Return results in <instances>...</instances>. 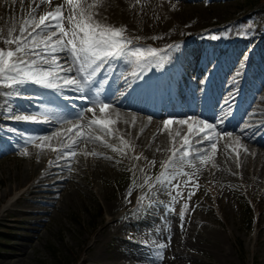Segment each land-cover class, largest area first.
<instances>
[{
	"label": "rangeland",
	"instance_id": "1",
	"mask_svg": "<svg viewBox=\"0 0 264 264\" xmlns=\"http://www.w3.org/2000/svg\"><path fill=\"white\" fill-rule=\"evenodd\" d=\"M237 7L234 3L219 5L216 1L205 5L188 2L185 8L172 12L175 22H171V31L192 26L198 31L214 20L229 21L235 17L240 22L236 27L239 30L263 22L264 16L259 14L252 18H241L243 14H239L223 19V16L227 17L226 13H238ZM165 8L173 11L169 6ZM74 12L80 10L71 9L63 19L71 29L72 22L67 17L73 15L75 19ZM126 27L131 29L128 34L134 38L141 37L144 31L134 24ZM150 27L145 28L152 30L147 41L154 42L155 30ZM168 38L170 34L165 40ZM243 56L245 59V53ZM122 58L124 62L134 58L131 60L133 66L137 65L135 57ZM109 64L106 61L105 68ZM157 66L152 65L155 69ZM108 76L107 71H101L94 78L89 92L95 96L96 111L86 112L88 120L110 119L109 110L104 113L99 110L100 100L105 103L104 96L112 92ZM254 79L259 82L258 78ZM161 91L157 89L156 92ZM138 122L135 127L132 123L130 126L114 123L110 125L111 132L103 126L85 125L87 131L103 138L95 144L87 135L81 137L79 132L84 130L83 127L77 131L75 136L81 134L83 148L74 157L72 173L82 183L81 190L65 200L61 209L55 210L57 213L53 210L50 218L39 215V223L46 225L32 247H27L26 242L22 249L15 248L11 243L15 235L7 236L4 225L0 231V264H54L58 259L65 264H242L239 243L243 244L245 264H264V161L259 164L260 172L255 174L252 170L255 157L246 145L244 150L238 151L242 154L241 161L234 150L221 153L220 159L228 167L227 172L222 170L223 167L207 172L198 168L195 159L189 156L192 149L186 147L181 151L180 143L186 130L171 137L173 126L166 130L154 121ZM159 135L164 147L155 151L156 141L152 142V139ZM52 139L48 137L45 142L49 144ZM173 147L177 149L176 158L171 167L164 168ZM34 152L38 157L44 153L40 147ZM20 153L0 163L4 176L0 196L12 184L19 182L22 185L24 178L29 177L26 167L35 165L27 160L29 146H25L23 156ZM161 173H165L163 178ZM124 176L130 182L121 185L120 178ZM262 179L263 184L260 183ZM16 193L9 192L8 195ZM3 202L0 200V208ZM248 208L254 211V218L257 217L251 229L246 223ZM52 249L59 250L57 259L52 258Z\"/></svg>",
	"mask_w": 264,
	"mask_h": 264
},
{
	"label": "snow or ice",
	"instance_id": "2",
	"mask_svg": "<svg viewBox=\"0 0 264 264\" xmlns=\"http://www.w3.org/2000/svg\"><path fill=\"white\" fill-rule=\"evenodd\" d=\"M71 4L73 0H68ZM75 19L73 15H69L67 19L72 22V29L68 31L65 29L62 23L64 14L62 5H57L54 11L45 12L39 16V22L33 23L35 26L27 35H24L26 31L25 25H22L19 29V34L11 36V38H3V43L8 47H0V85H6L8 88H14L26 83H33L37 86L45 89L57 90L61 89H74L77 93V98L85 101L89 105H93L88 108L89 112H95L96 101L89 95V90L93 86L94 78L101 72L102 66L106 61L110 62L112 57L130 56L135 57L137 65H146L150 63L155 54L159 51L157 48H151L148 52L141 47H136L133 44V40L128 39L122 33L126 29L112 26H101L99 23L95 25L90 23V16H87L85 11L75 13ZM27 24V22H26ZM55 28L58 31L54 33V36L61 37L60 39H53V37L44 38L42 41L37 39V32L43 29ZM68 37L67 39H64ZM210 39H219L217 35H210ZM141 38L135 37L138 41ZM32 42V47H29L28 42ZM70 45V47H68ZM171 47V46H169ZM68 51L72 54L74 62H79V67L76 68V77L72 75L73 68H64L62 61L56 55L57 52ZM21 54L26 57H38L41 64L44 66H38L36 59H21ZM51 56V60L48 57ZM25 65L30 70H25ZM55 65L59 71H54ZM143 71V67L140 68ZM136 75L135 73L133 74ZM78 77V78H77ZM63 80V83L58 81ZM131 87V85H129ZM25 99H31V97H23ZM115 103V101H113ZM110 105L99 102V110L104 113ZM80 115V113H77ZM13 119L23 121L26 123H50L53 122L49 119L43 121L37 120L36 116H15ZM64 116H55V120H63ZM178 118L169 116L163 121L164 128L167 129L173 125ZM189 119H178L180 125L187 124L189 134L196 131V124L189 123ZM90 125L103 126L106 130L111 132L110 125L113 121L110 119L94 118L89 121ZM83 124L73 125L69 132L82 128ZM214 127L213 124H209L208 121H203V127L199 128L197 135H203ZM14 131V129H13ZM41 140H47V137H35ZM33 139V137H26L25 142ZM79 135L73 140V144L78 142ZM211 140V137L207 138ZM201 144L204 141L200 142ZM189 145V135H185L184 143L181 147V151ZM40 148L51 147V145L40 144ZM70 147V146H68ZM212 149H217V144H211ZM57 151H67V147L63 149H54ZM175 153V149L173 150ZM72 153L68 152L69 158ZM185 155H188L185 152ZM201 160H207L209 157L203 154H198ZM239 155V153H237ZM174 157L170 156L168 161L162 167L169 168L172 166ZM165 176V173H161V178ZM194 195V193H190ZM183 227V225H181Z\"/></svg>",
	"mask_w": 264,
	"mask_h": 264
},
{
	"label": "bare ground",
	"instance_id": "3",
	"mask_svg": "<svg viewBox=\"0 0 264 264\" xmlns=\"http://www.w3.org/2000/svg\"><path fill=\"white\" fill-rule=\"evenodd\" d=\"M138 10H139V6H136L135 3H129L128 4V3L122 2V14H126V15H128V13L131 14L133 16V19H132L133 21L141 18L142 16H145L144 14H139ZM158 28L159 29L162 28L161 22L159 23ZM49 33H51V32H49ZM26 58L27 59H33L34 58V59H36L37 63H39V61H40L38 57H26ZM48 59L51 60V57H48ZM62 63H63V67H65V68L68 67L67 66L68 62H62ZM127 68H128V66H127ZM133 74H127V73L122 74L121 80L116 84V87L114 89V95H118L119 91L125 90L126 86L129 84V82L135 78L136 75L134 76ZM260 99L262 100L263 97H261ZM169 102L173 104V103H175V100L169 99ZM231 102H232V95L231 94H225V96L223 97V100H222V104L219 106V109L215 113V116H219V114L223 113L224 108L228 107L231 104ZM111 103H113V102L111 101ZM116 104L119 105L120 107H122V105H123V103H121V105L118 103H116ZM120 107L116 108V107L111 106V108H112L111 109V115H112V118L114 119V121H117L120 123L121 122L125 123L128 126H130V124L132 123L131 126L135 127V124L138 121V117L133 113H126L125 110H123ZM22 108L23 107L21 104V109ZM257 108L259 111H261L263 109L262 115H264V108L262 107V104H259L257 106ZM14 114H15V111H14ZM181 119H186V118H181ZM262 119H263V117L260 116L258 118V122L256 123V125L252 128H247L246 130L248 131V130H253V129L254 130L264 129V122L262 121ZM196 120L197 119L195 117L194 121H196ZM211 124L214 125V127L211 129L214 131L213 137H211V140H208V139L203 140L204 141L203 144L200 143L201 145L208 144L209 148L204 150V151H200L198 154H204V156L209 157L210 155L208 153L213 150L211 148L212 143L217 144V150L220 149L221 147H225V145L220 140L225 135H227L229 140H238V139L244 140V124L242 126H239V127H237V124L232 126L228 123H226L224 125H220V124H216V123H211ZM45 130L50 131V129H45ZM220 132L221 133L226 132V134H223L221 136L219 134ZM49 134L50 133H48V135ZM45 135H46V133H45ZM170 135H172V133ZM160 138H161V135L155 136V137H153L152 142L156 141L155 146H156V148H158V150L161 151L164 147V144H163V139H160ZM63 140H64V137H61V141H63ZM248 141H249V139H248ZM49 175L50 174L47 173L44 176H42V175H38V173H37L35 178L31 181L30 185L19 195V197H17V201L22 203V204H20L21 209L18 212L14 211L13 209L7 210L6 215L8 216L9 220L12 222L11 229L16 234H18V227L20 226L19 224H17V222H20V221H18L19 220L18 218H21V220H22L23 218H25L27 215H29L34 210V206H33L32 202L30 200H26V198H25L27 195L34 196V195H36L35 192H47L50 190H55V188L60 186V190L57 191L55 193V196H54V198L57 200L60 197H62V199H63L64 193H67L66 196H72L73 193L76 192V190H80V187H81L80 185L74 186L72 188V190H70L68 188V186L63 182V180L51 182L48 179L44 178V177L49 176ZM44 181H47V183L44 184ZM56 183H58L59 185ZM44 212L46 214L49 213L48 210H46ZM15 246H17V247L21 246V241L16 239L15 240Z\"/></svg>",
	"mask_w": 264,
	"mask_h": 264
}]
</instances>
